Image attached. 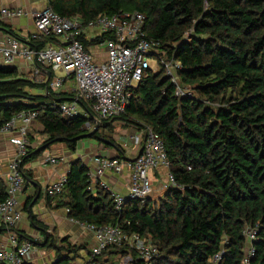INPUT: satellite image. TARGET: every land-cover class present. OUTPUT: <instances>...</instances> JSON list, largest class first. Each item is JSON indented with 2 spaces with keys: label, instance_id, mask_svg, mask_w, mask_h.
Masks as SVG:
<instances>
[{
  "label": "trees",
  "instance_id": "16d2710c",
  "mask_svg": "<svg viewBox=\"0 0 264 264\" xmlns=\"http://www.w3.org/2000/svg\"><path fill=\"white\" fill-rule=\"evenodd\" d=\"M47 7L63 17L81 15L85 21L141 13L147 38L158 44L161 60L180 64L177 79L192 96H175V85L159 62L158 70L147 71L132 89L124 114L103 120L88 136L93 128H85L87 119L66 118L59 111L72 92L45 90L16 68L0 65V127L18 113L32 111L44 137L21 161L24 178L23 166L53 145L62 144L74 153L82 139H109L104 132L112 131L115 121L149 128L160 136L169 172L182 190H166L156 205L148 198L128 199L117 213L106 191L88 190V169L76 160L62 192L48 199L64 198L60 206L80 223L119 224L126 233L150 240L158 248L152 264H210L219 251L218 264H242V232L257 225L250 264H264V0H47ZM107 37L80 40L87 50ZM35 44L41 47L44 42ZM27 138L29 142V134ZM108 141L111 146L113 141ZM4 199L0 179V203ZM16 233L20 241L33 243ZM45 239V247L55 250L61 264H71L69 256L81 249L58 247L49 235ZM85 253L90 255L89 250ZM127 256L128 264L141 263L123 247H109L90 263L117 264L116 259Z\"/></svg>",
  "mask_w": 264,
  "mask_h": 264
},
{
  "label": "built area",
  "instance_id": "2783aa9c",
  "mask_svg": "<svg viewBox=\"0 0 264 264\" xmlns=\"http://www.w3.org/2000/svg\"><path fill=\"white\" fill-rule=\"evenodd\" d=\"M23 15L21 9H0V21ZM31 18L34 29L22 40L0 33V65L13 67L16 60H21L28 69V73L23 76L38 85H45V90L59 92L67 82L71 83L72 99L62 102L59 111L66 118L87 119V130L97 127L103 120L124 114L132 89L151 70L152 63L157 67L159 62L163 65L166 75L175 85V96H192L189 88L181 87L177 82L176 71L180 69V64L161 60L158 44L147 38L145 18L139 12L98 15L85 21L81 15L63 17L45 7L33 11ZM104 36L109 37L87 50L80 40L93 42ZM37 41H43L44 44L38 47L35 44ZM95 47L98 50L96 54L92 52ZM100 51L103 56L99 55ZM36 116V112L22 111L0 127V134L8 135V143L15 152V157L7 163L5 199L0 203V224L12 231L5 243L0 244V264H26L33 251L29 241H20L15 228L22 218L18 209V195L26 184L20 164L28 152L27 137ZM134 143L140 147L134 159L119 156L91 158L96 177L88 175L89 184L93 180L92 189L100 187L110 195L117 213L121 212L126 200L144 202L150 196L153 185L149 173L163 170L167 173L166 181H163L166 190H182L169 172L168 155L157 133L149 128L144 129L135 137ZM62 161V158L54 155L45 158V163L50 166H57ZM123 171L127 172L125 196L109 189L101 179L104 173L121 174ZM65 183L66 175H63L49 184L44 190L46 197L58 196ZM76 222L93 237L94 244L85 264H91L93 258L109 247H123L134 252L140 264H152L158 254L157 246L150 240L135 233H126L119 224L98 226ZM256 231L257 225L246 227L242 232L246 244L242 264H250L255 256L253 242ZM221 256V251L214 254L210 264H218Z\"/></svg>",
  "mask_w": 264,
  "mask_h": 264
},
{
  "label": "crops",
  "instance_id": "0c3cea01",
  "mask_svg": "<svg viewBox=\"0 0 264 264\" xmlns=\"http://www.w3.org/2000/svg\"><path fill=\"white\" fill-rule=\"evenodd\" d=\"M45 7H47V0H0V9H21L24 12V15L21 17L0 21V23L8 26L18 39L22 40L27 33L34 29L31 18L32 12ZM0 33H7L1 24ZM99 55L103 56V52L100 51ZM13 67L16 68L19 75L28 73V69L19 59L16 60ZM68 85L70 84L67 82L60 91H69L66 88ZM70 92L73 93L71 86ZM43 140L44 137L41 135V127L34 122L29 131V147L31 149L37 148ZM122 148L124 150L126 147L122 146ZM122 153L116 147L113 148L102 142L82 139L77 143L74 153L70 152L64 145L56 144L51 146L50 150L44 152L36 160L23 166L22 169L27 175L25 178L26 184L22 192L18 195L17 200L18 209L21 211L22 218L16 226L15 231L33 241V243L29 241L32 244L33 251L26 264H53L56 261L55 250L45 247V238L47 235L50 236L53 244L58 247H65L67 244L81 247L76 255L80 259L87 261L88 256L85 251H90L91 246L94 244L92 235L86 232L76 220L68 216L66 208L60 206L61 203L66 201L64 198L48 199L44 190L59 177L66 175L69 171L70 164L76 160L81 161L87 167V175L96 177L94 173L95 166L91 162V158L94 156L118 157ZM48 155L59 156L63 161L57 166H50L45 163V158ZM14 157L15 152L13 147L8 143V135L0 134L1 180L4 181L7 172V163ZM120 158L129 159L126 158L125 153ZM155 175H160V172L151 173L154 179L152 185L156 181ZM101 179L112 191L123 196L127 195L126 171H123L121 174L107 172L103 174ZM89 185L91 188H88V190H91L92 194H94L95 191L92 189L94 187L93 180L90 181ZM38 225L44 226L46 230L44 231L43 228H39ZM10 233L12 231L7 227L0 229V244L5 243ZM64 239H66V242L61 243ZM23 240L28 241L27 239ZM69 258L70 263L75 264L73 255H70Z\"/></svg>",
  "mask_w": 264,
  "mask_h": 264
},
{
  "label": "rangeland",
  "instance_id": "374dc122",
  "mask_svg": "<svg viewBox=\"0 0 264 264\" xmlns=\"http://www.w3.org/2000/svg\"><path fill=\"white\" fill-rule=\"evenodd\" d=\"M96 48L97 47L92 49V52L94 54H96L98 52V50ZM101 48L102 47H99V49H101ZM157 70H158L157 65L155 63H152L150 71L153 72V71H157ZM55 75L58 77L62 76L61 74H55ZM177 82H179L178 79H177ZM69 84L70 85H68V87H66V88L70 91L71 83H69ZM178 84L181 87H185V86H182L180 84V82ZM187 88H189V87H187ZM142 131L143 130H139V128L136 129L133 127H125L124 125H122V123L120 121H115L113 123L112 131H106V132H104V135L107 136L110 140H112L113 143L115 145H117V147L119 149L122 150L123 149L122 146L126 147L124 150H122L123 153L126 154V158L134 159L137 156V153L140 149V147L134 143V139ZM109 139H107V140H109ZM153 173H155V172H153ZM148 177L153 182L154 179L152 178L151 173L148 174ZM154 177H155L156 181H154V184L152 186V192H151L150 196L148 197V199H149V201L154 202V204L156 205L164 197L166 188L164 187L163 181H166L167 173L162 170V171H160V175H155ZM73 258H74L73 261L75 262V264L86 263L85 260L80 259L79 257H77V255H73ZM82 258H84V257H82ZM115 261L117 262V264H128L130 261V258L127 256V257L120 258V260L116 259Z\"/></svg>",
  "mask_w": 264,
  "mask_h": 264
},
{
  "label": "water",
  "instance_id": "95a60500",
  "mask_svg": "<svg viewBox=\"0 0 264 264\" xmlns=\"http://www.w3.org/2000/svg\"><path fill=\"white\" fill-rule=\"evenodd\" d=\"M95 131H96V127L93 128V130H92L90 133H88L87 135L90 136V135L94 134ZM100 142H102V143L105 144V145H107V144L110 143V142H109L108 140H106V139H101ZM110 145H111L113 148L116 147L113 143H111ZM27 181H28V180H27ZM28 182H29V181H28ZM38 193H39V192H38ZM57 263H59V262L55 261L53 264H57Z\"/></svg>",
  "mask_w": 264,
  "mask_h": 264
}]
</instances>
